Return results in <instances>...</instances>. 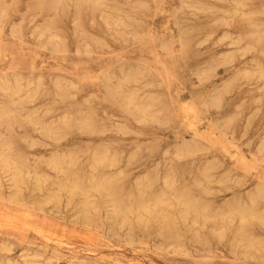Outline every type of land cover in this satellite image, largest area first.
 <instances>
[{
	"label": "clouds",
	"instance_id": "1",
	"mask_svg": "<svg viewBox=\"0 0 264 264\" xmlns=\"http://www.w3.org/2000/svg\"><path fill=\"white\" fill-rule=\"evenodd\" d=\"M254 107L264 0H0V197L84 218L156 264H264ZM48 257L23 234L0 244V264Z\"/></svg>",
	"mask_w": 264,
	"mask_h": 264
},
{
	"label": "rangeland",
	"instance_id": "2",
	"mask_svg": "<svg viewBox=\"0 0 264 264\" xmlns=\"http://www.w3.org/2000/svg\"><path fill=\"white\" fill-rule=\"evenodd\" d=\"M216 55H219V52ZM214 59L215 57L209 53L205 64L212 65ZM203 68L204 65H198L193 70L201 71ZM218 71L222 72L223 69ZM185 111L191 112V109L186 108ZM246 122L252 129L264 124V109L257 110L254 107L247 113ZM188 127L194 130L197 126L189 122ZM206 139L212 150L220 157L233 162L238 159L239 146L231 140L217 141L212 133H208ZM236 139H239V136ZM239 159L242 164L246 163L242 156ZM5 233L7 235H4ZM20 234L28 240H36L46 245L50 264H156L158 260L157 257L150 255L146 257L142 252L122 247L103 229L92 227L81 218L73 219L50 209L37 213L26 200L12 196L0 197V244L9 237ZM21 250L9 248L5 254L12 259L18 257Z\"/></svg>",
	"mask_w": 264,
	"mask_h": 264
},
{
	"label": "bare ground",
	"instance_id": "3",
	"mask_svg": "<svg viewBox=\"0 0 264 264\" xmlns=\"http://www.w3.org/2000/svg\"><path fill=\"white\" fill-rule=\"evenodd\" d=\"M16 201H18V199H15ZM16 201H14V202H16ZM18 203V202H17ZM22 203V202H21ZM82 220H84V221H86L84 218H81Z\"/></svg>",
	"mask_w": 264,
	"mask_h": 264
}]
</instances>
